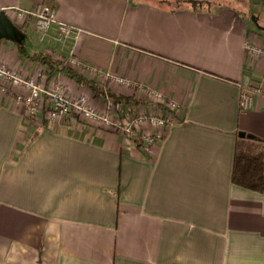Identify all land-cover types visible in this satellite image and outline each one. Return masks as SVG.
<instances>
[{
	"label": "crops",
	"instance_id": "1",
	"mask_svg": "<svg viewBox=\"0 0 264 264\" xmlns=\"http://www.w3.org/2000/svg\"><path fill=\"white\" fill-rule=\"evenodd\" d=\"M41 1L79 34L62 49L24 21L15 25L20 42L0 38L1 62L105 110L106 98L62 72L49 76L28 55L73 56L87 78L131 95L128 107L158 111L173 99L178 110L148 146L140 131L131 139L74 113L53 125L44 109L26 116L15 99L25 89L0 79V264H264V190L231 181L239 135L264 138V57L244 46L264 44V29L231 6L186 0H0V8Z\"/></svg>",
	"mask_w": 264,
	"mask_h": 264
},
{
	"label": "built area",
	"instance_id": "2",
	"mask_svg": "<svg viewBox=\"0 0 264 264\" xmlns=\"http://www.w3.org/2000/svg\"><path fill=\"white\" fill-rule=\"evenodd\" d=\"M4 14L13 22L20 24L24 21H31L37 30L40 41L50 38L54 43L65 48L70 40L76 37L80 29L56 18V9L47 2H37L32 7L19 5H7L0 8ZM247 54L260 55L264 57V44L246 40L244 43ZM66 64L77 69H82L84 64L76 57L69 56L63 58ZM39 73V72H38ZM107 77L118 83L131 87H143L141 82L123 77L114 73H107ZM0 79L11 85H17L25 89V92L15 94V99L25 107V115L34 117L37 112L45 110L47 124L53 125L62 116L70 113L80 117L94 120L102 126L120 133L128 138H133L140 131L146 145H153L162 137L167 124L174 120L178 110V103L173 99H162L158 111L148 112L137 110L135 106H116L114 102L107 98L106 109L97 110L91 107L86 96H72L66 92L62 85H54L51 88H44L38 81L37 76H28L12 65L0 61ZM0 89L4 90L5 85ZM144 94H151L149 88H143ZM47 103V107L45 106ZM241 105L246 108L250 105V95L243 92L241 94ZM153 129L146 131V126Z\"/></svg>",
	"mask_w": 264,
	"mask_h": 264
},
{
	"label": "trees",
	"instance_id": "3",
	"mask_svg": "<svg viewBox=\"0 0 264 264\" xmlns=\"http://www.w3.org/2000/svg\"><path fill=\"white\" fill-rule=\"evenodd\" d=\"M167 1L169 4L170 0ZM180 1V0H174ZM193 6L221 4L233 7L237 12L246 14L242 7H246L250 0H186ZM249 15V13H247ZM258 23V17L255 16ZM16 26L18 24H15ZM36 29V28H35ZM37 31V30H36ZM32 60L40 61L49 76L62 72L80 85L89 87L95 96L111 99L116 106L127 107L132 102L131 95L114 93L107 88L99 86L94 80L87 78L80 69L66 64L63 59L45 52H34L28 55ZM135 103V102H134ZM139 132V131H138ZM141 134V133H140ZM241 141L237 143L233 159L231 181L251 190L262 192L264 190V138L251 134H240Z\"/></svg>",
	"mask_w": 264,
	"mask_h": 264
},
{
	"label": "rangeland",
	"instance_id": "4",
	"mask_svg": "<svg viewBox=\"0 0 264 264\" xmlns=\"http://www.w3.org/2000/svg\"><path fill=\"white\" fill-rule=\"evenodd\" d=\"M242 9H244L245 12L249 13V15H248L247 13L244 14L243 12H240V14L242 16L244 15V19L250 27H253L255 29H259L258 27L261 26L264 28V8H261L260 6H258L257 4H255L253 2H249L248 5L245 8L242 7ZM252 16L258 17V23L253 20ZM262 31L264 32V30H262ZM29 35L31 36L30 40L31 41L33 40L35 47L40 48L41 43L39 41H37L35 34H29ZM26 42H28L27 38L24 40V42L21 43V47H22L23 51H25V48L27 47Z\"/></svg>",
	"mask_w": 264,
	"mask_h": 264
},
{
	"label": "water",
	"instance_id": "5",
	"mask_svg": "<svg viewBox=\"0 0 264 264\" xmlns=\"http://www.w3.org/2000/svg\"><path fill=\"white\" fill-rule=\"evenodd\" d=\"M253 20L256 22V18L253 17ZM261 27V26H259ZM263 28V27H261ZM264 29V28H263ZM6 37L13 41L20 42L21 37L18 34L16 26L13 22L0 10V38Z\"/></svg>",
	"mask_w": 264,
	"mask_h": 264
}]
</instances>
